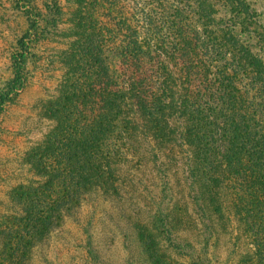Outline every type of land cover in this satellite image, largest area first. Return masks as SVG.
Returning <instances> with one entry per match:
<instances>
[{"label":"trees","instance_id":"16d2710c","mask_svg":"<svg viewBox=\"0 0 264 264\" xmlns=\"http://www.w3.org/2000/svg\"><path fill=\"white\" fill-rule=\"evenodd\" d=\"M6 1L24 28L9 43L0 78V125L43 58L41 46L55 36L65 42L54 56L62 73L40 101L48 128L22 156L31 177L11 189L16 212L0 215V264H32L33 250L66 218L79 221L84 263L104 264L92 216L79 214L121 198V174L138 153L163 163L158 185L167 198L150 227L135 226L143 259L175 264L168 248L188 264H220L221 227L235 245L241 238L249 245L237 264H264V43L255 21L241 15L246 6ZM180 159L193 232L184 231L170 201L169 170Z\"/></svg>","mask_w":264,"mask_h":264},{"label":"rangeland","instance_id":"374dc122","mask_svg":"<svg viewBox=\"0 0 264 264\" xmlns=\"http://www.w3.org/2000/svg\"><path fill=\"white\" fill-rule=\"evenodd\" d=\"M246 6L242 16L255 21L254 35L264 43V0H240ZM24 28V21L6 0H0V78L6 76L8 46L14 36ZM65 42L61 37L51 38L41 46L43 58L37 64L34 75L22 90L17 102L8 107L0 125V215L15 213L16 203L11 200V189L20 182H27L31 174L23 154L40 139L49 122L43 118L40 101L53 93L62 73L55 55ZM261 45V43H259ZM55 62H54V61ZM57 60V58H56ZM178 149L168 153L173 158ZM163 161H170L163 159ZM158 164L151 163L145 153H138L121 174L122 196L103 201L94 209L86 206L79 214L81 219L92 216L91 231L104 264H150L140 253L135 226L150 227V218L156 204L163 198L159 189L161 173ZM131 165L137 167L135 170ZM182 159L172 164L171 203L176 217H182L185 232L196 231L193 205L183 179ZM134 167V168H135ZM138 169V170H137ZM215 252L220 264H237L249 245L241 238L234 244L230 234L221 227L216 229ZM82 232L79 221L66 218L62 225L33 250L32 264H85L82 257ZM175 264H188L178 250L164 248Z\"/></svg>","mask_w":264,"mask_h":264}]
</instances>
